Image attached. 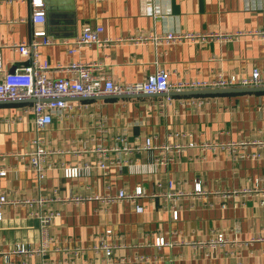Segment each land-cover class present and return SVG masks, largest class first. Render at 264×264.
<instances>
[{"label":"crops","instance_id":"crops-1","mask_svg":"<svg viewBox=\"0 0 264 264\" xmlns=\"http://www.w3.org/2000/svg\"><path fill=\"white\" fill-rule=\"evenodd\" d=\"M31 0L0 1V52L4 71L29 64L12 50L29 41ZM46 29L57 40L74 39L85 27L101 26L104 38L154 37L174 32L234 34L264 30V0H44ZM51 8V11L49 9ZM51 13V18L48 14ZM42 60L52 66L103 62L115 81H142L157 67L170 72L171 82L212 81L222 76L247 77L264 73V40L241 36L202 43L123 42L108 47H85L69 54L65 45L41 46ZM4 74H0L2 78ZM63 73L53 72V77ZM234 87L228 89H241ZM162 94L130 98L104 96L68 100L72 111L54 117L37 132L28 112L34 102L0 103V195L30 200L50 195L86 199L63 207L50 228L51 242L42 256L10 254L13 264H264V196L237 200V204L209 196L175 201L179 217L173 218L165 197L142 198L143 212L126 203L105 204L118 190L132 192L142 185L147 194L193 192L200 183L205 191L243 190L255 180L264 187V90L218 95ZM196 101V105L192 101ZM180 146L168 165L155 172L137 171L153 162L160 149L111 154L104 174L65 179L62 164L95 163L96 147ZM37 139L54 154L55 166L39 180L27 153ZM124 139V142H119ZM235 145L236 147H229ZM235 152V153H234ZM126 160L129 162L127 163ZM119 162V163H118ZM245 201L244 204L240 203ZM35 209V208H34ZM0 264L16 244L39 246L38 220L23 204L1 208ZM111 234L106 236V232ZM218 234L223 243H212ZM164 244L157 246V240ZM113 247L107 257L100 243Z\"/></svg>","mask_w":264,"mask_h":264},{"label":"built area","instance_id":"built-area-1","mask_svg":"<svg viewBox=\"0 0 264 264\" xmlns=\"http://www.w3.org/2000/svg\"><path fill=\"white\" fill-rule=\"evenodd\" d=\"M6 2H15L21 0H0ZM25 1V0H22ZM31 23L34 26L32 37L29 41H24L12 46V50L19 54L22 58L28 60L29 64L21 68H16L12 72L4 71L3 57L0 52V74H4L0 78V103L12 102H28L34 103L29 106L28 112L32 114V119L37 132L46 130L53 122L54 117H61L63 114L72 111L73 106L68 100L75 98H97L104 96L132 97L139 95L162 94L166 96V102H171L170 94L172 92H182L191 90H207V89H226L234 87L243 88H261L264 87V73L260 70H254L247 77L232 76L223 78L220 76L212 81H193V82H171L170 72L162 67H157L155 72L147 76L146 79L131 83H122L115 81L108 75L106 66L103 62L90 63H71L64 67L61 65L52 66L48 61L42 60L39 48L41 46H50L61 44L65 45L69 54H75L82 48L97 46L108 47L123 42L132 44H144L152 41L154 43H202L216 38H224L226 40L237 39L241 36H251L264 40V30H256L254 32H237L234 34H197L191 32H174L161 36L141 37L129 36L126 38H104L102 36L103 28L101 26L85 27L81 34L74 39L57 40L51 37L46 29L47 8L44 0H31ZM53 72L63 73L60 77H53ZM196 105V101H192ZM123 143L124 139H119ZM229 147H236L231 145ZM174 149L179 150L180 146H154L151 138L146 139L145 146L133 147H113L106 148L102 146L96 147L95 152L98 157L93 162H77L75 164H62L61 171L65 179H78L81 177H90L97 174H104L109 165L113 164L112 153L124 152L131 153L135 150H153L160 149L161 154L148 164L138 165L136 170L139 172H155L157 166L168 165L176 157L172 155ZM61 152L48 151L43 146V140L37 139L34 142V148L26 155L30 161V168L36 174L39 180H44L46 172L54 168L51 158L54 154ZM235 153V152H234ZM128 163L129 161L126 160ZM119 163V162H118ZM6 170L0 169V177L6 176ZM260 180H255L253 187L243 190H220L217 192L205 191L200 183L194 185L193 192L186 194H176L171 192L172 184L169 185L168 193H160L158 191L146 193L142 185H138L132 192L118 190L115 195L106 196L103 199L105 204L110 203H130L135 206V210L139 213L143 212L144 207L140 205L139 200L142 198L156 199L160 196L165 197L171 204V213L175 220L179 217V207L176 202L181 195L191 196L193 199H203L212 196L213 198L222 199V206L226 207L227 202L237 204V200L246 199L253 194H261L264 196V187L260 185ZM86 199L82 196H61L57 190L50 195L39 196L35 199L28 200H11L7 195H0V211L5 205L23 204L31 210L30 214L38 220L39 246L34 247L26 243L16 244L4 256L5 264H13L10 262V254L22 257L42 256L48 252L51 242L50 228L56 218L62 214L63 207L71 203H79ZM245 201L240 203L244 204ZM264 203V200L261 201ZM35 208V209H34ZM0 220L2 213L0 212ZM111 230L106 232V236L111 234ZM225 238L222 234H218L214 243H223ZM157 246L164 244V239L157 240ZM107 257L113 253V247L105 243H100ZM23 264H26L25 262Z\"/></svg>","mask_w":264,"mask_h":264},{"label":"water","instance_id":"water-1","mask_svg":"<svg viewBox=\"0 0 264 264\" xmlns=\"http://www.w3.org/2000/svg\"><path fill=\"white\" fill-rule=\"evenodd\" d=\"M48 9V8H47ZM51 11V8L49 9ZM48 17L51 18V13L48 14ZM264 90V87L261 88H241V89H207V90H191V91H182L181 93L183 94H188V95H218V94H226V93H231L235 91H262ZM142 96V95H139ZM125 98V97H121ZM130 98V97H128Z\"/></svg>","mask_w":264,"mask_h":264}]
</instances>
